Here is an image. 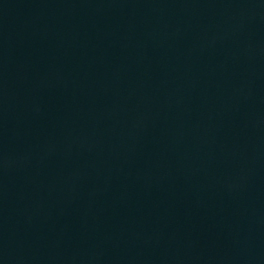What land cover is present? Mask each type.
Listing matches in <instances>:
<instances>
[{
	"label": "water",
	"instance_id": "1",
	"mask_svg": "<svg viewBox=\"0 0 264 264\" xmlns=\"http://www.w3.org/2000/svg\"><path fill=\"white\" fill-rule=\"evenodd\" d=\"M0 264H264L251 0H0Z\"/></svg>",
	"mask_w": 264,
	"mask_h": 264
}]
</instances>
